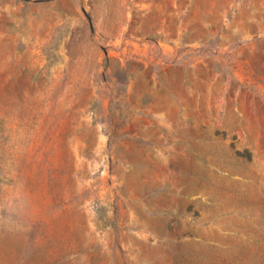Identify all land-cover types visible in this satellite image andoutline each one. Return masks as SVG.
<instances>
[{
    "label": "rangeland",
    "instance_id": "374dc122",
    "mask_svg": "<svg viewBox=\"0 0 264 264\" xmlns=\"http://www.w3.org/2000/svg\"><path fill=\"white\" fill-rule=\"evenodd\" d=\"M0 264H264V0H0Z\"/></svg>",
    "mask_w": 264,
    "mask_h": 264
}]
</instances>
